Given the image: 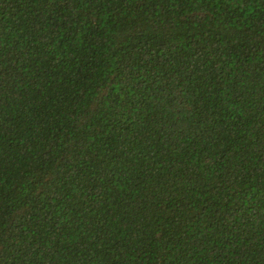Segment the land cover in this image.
<instances>
[{"label": "trees", "instance_id": "obj_1", "mask_svg": "<svg viewBox=\"0 0 264 264\" xmlns=\"http://www.w3.org/2000/svg\"><path fill=\"white\" fill-rule=\"evenodd\" d=\"M0 264H264V0H0Z\"/></svg>", "mask_w": 264, "mask_h": 264}]
</instances>
